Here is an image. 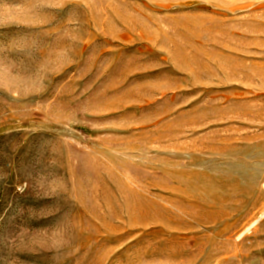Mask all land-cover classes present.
<instances>
[{
    "label": "rangeland",
    "instance_id": "obj_1",
    "mask_svg": "<svg viewBox=\"0 0 264 264\" xmlns=\"http://www.w3.org/2000/svg\"><path fill=\"white\" fill-rule=\"evenodd\" d=\"M0 264H264V0H0Z\"/></svg>",
    "mask_w": 264,
    "mask_h": 264
}]
</instances>
